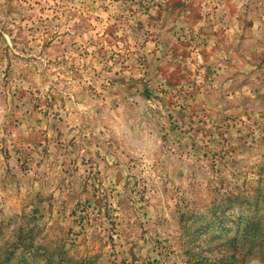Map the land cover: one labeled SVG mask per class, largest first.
<instances>
[{
  "label": "rangeland",
  "instance_id": "rangeland-1",
  "mask_svg": "<svg viewBox=\"0 0 264 264\" xmlns=\"http://www.w3.org/2000/svg\"><path fill=\"white\" fill-rule=\"evenodd\" d=\"M0 264H264V0H0Z\"/></svg>",
  "mask_w": 264,
  "mask_h": 264
}]
</instances>
